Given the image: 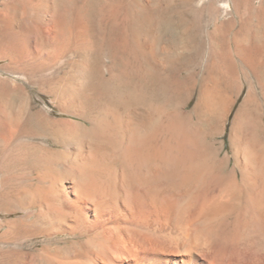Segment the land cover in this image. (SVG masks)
Segmentation results:
<instances>
[{
  "label": "bare ground",
  "instance_id": "bare-ground-1",
  "mask_svg": "<svg viewBox=\"0 0 264 264\" xmlns=\"http://www.w3.org/2000/svg\"><path fill=\"white\" fill-rule=\"evenodd\" d=\"M7 10L0 14V43L4 57L13 60L24 49L8 32ZM236 53L257 83L264 78V49ZM226 58L223 52L221 61ZM161 65L151 62L155 70ZM152 75L135 73L138 86L155 80ZM98 79L89 94L78 87L85 92L58 104L69 118L37 114L23 124L20 171L0 177L3 236L8 258L16 257L11 264H34V258L38 264H264V145L250 129L256 118L253 123L248 114L262 108L257 121L264 128V103L251 87L223 152L219 138L241 90L231 66L223 85L204 82L197 121L184 111L185 103L171 112L167 103H148V114L137 119L128 106L144 103L143 91L119 94ZM114 91L119 95L111 98ZM151 117L159 118L154 127ZM18 128L0 118V138L7 144ZM37 130H48L61 149L38 142ZM39 238L44 243L37 247ZM31 251L37 253L30 260Z\"/></svg>",
  "mask_w": 264,
  "mask_h": 264
},
{
  "label": "rangeland",
  "instance_id": "rangeland-1",
  "mask_svg": "<svg viewBox=\"0 0 264 264\" xmlns=\"http://www.w3.org/2000/svg\"><path fill=\"white\" fill-rule=\"evenodd\" d=\"M7 7L12 12L8 32L21 39L18 49L24 50L10 60L4 57L6 48L0 43V118L22 131L9 144L0 138V177L20 171L19 159L26 146L23 124L37 114L69 118L58 104L76 96V92L89 94L88 87L95 86L98 78L110 83L119 94L143 91L146 101L128 106L137 119L148 114V103H167V112L185 103L184 111L197 121L200 109L196 103L204 82L214 80L223 85L225 68L231 66L241 90L234 95L226 130L219 138L225 141L223 152L229 146L230 126L250 91L248 87L264 103L258 93L264 78L257 83L236 53L251 46L264 49V0H0L1 15L7 14ZM137 9L142 11L139 20ZM223 52L228 54L226 62L220 59ZM151 62L159 66L162 63L164 69H152ZM152 72L159 81L151 78L140 88L135 73L146 76ZM109 73L113 74L111 78ZM116 92L110 97L119 95ZM248 107H244L243 114L247 115ZM261 111L254 114L250 109L248 114L253 123L256 118L255 127L250 125V129L264 145V128L257 121L261 120ZM158 122L159 118H150L151 126ZM35 133L38 142L45 139L53 148L61 149L48 130ZM3 218L0 207V264H11L16 257L8 258ZM37 242V247L44 243L42 238ZM35 253L31 251L28 258ZM37 261L33 259L34 264Z\"/></svg>",
  "mask_w": 264,
  "mask_h": 264
}]
</instances>
